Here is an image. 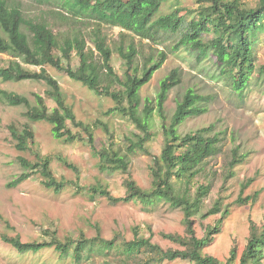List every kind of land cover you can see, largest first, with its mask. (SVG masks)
<instances>
[{"label":"trees","instance_id":"16d2710c","mask_svg":"<svg viewBox=\"0 0 264 264\" xmlns=\"http://www.w3.org/2000/svg\"><path fill=\"white\" fill-rule=\"evenodd\" d=\"M24 1L27 0H0V54L22 58L25 63L38 67L40 71H28L16 60H11L7 65H0V79L6 82H44L49 87L47 96L56 103V107L50 108L46 98L39 94L35 95V103L32 104L25 96L0 89V99L13 107H26V117L32 123H49L57 140L68 143L85 141L92 155L98 159L100 172L108 175L117 172L129 175L131 155L139 152L151 154L148 145L154 137L153 112L156 109L162 120L164 146L161 154L153 157L150 167L151 187L144 189L128 176L124 180L126 192L123 197L113 196L102 184L91 186L87 194L92 199L106 198L115 205L140 203L150 206L158 202L167 203L172 208L182 210L185 230L184 234H162L164 239L178 246L166 250L152 243L151 238L138 233L131 241L122 240L117 243L115 239L105 240L99 235L92 239L82 236L74 241L60 240L55 234H52L49 241L22 242L19 236L11 237L0 232L3 241L21 254H39L55 249L62 260L70 257L76 263L82 261L86 249L90 252L97 248L100 253L112 250L129 258L145 250L151 255L146 264L163 261H181V264H263L264 224L258 226L253 221L241 257H238L236 247L230 250L225 262L205 252L223 232L231 210L229 206L223 210L222 202L217 200L203 214V200L212 186L199 185L194 193L192 186L204 171L206 161L219 151L222 138L214 132V126L184 136L179 133V127L187 119L202 111L198 103L203 96L193 88L188 89L178 103L171 123L167 125L165 103L170 91L181 83L180 67L174 68L161 81L156 108L151 100H146L141 108V89L161 69L169 55L161 51L157 58H150L143 68H139L135 65L140 52L135 39L153 40L163 33L180 34L185 29L172 51L177 52L185 44H191L190 49L196 53L199 61L214 55L234 91L242 93L250 84L255 71L264 77V65L257 67L254 55L258 33L264 29V0H253L255 5L251 4L252 0H194L196 8L184 7L182 0H28L40 9H45L34 15L26 14ZM169 1L176 5L175 9L167 15L159 16ZM67 21L73 25L66 35L61 31L56 32L52 27V23ZM82 25L86 26L87 34ZM107 26L120 29L122 45L118 53L125 62L124 76L118 75L113 68V50L104 31ZM207 36H212V40L206 42ZM130 37L132 41L126 46ZM74 58L78 60L77 66L73 64ZM49 67L80 84L83 91L114 102L110 111L128 119L136 129L133 136L127 138L126 152L116 146L114 134L106 126L109 143L103 146L97 144L95 128L77 119L59 81L49 72ZM10 132L18 152L34 156L33 160L19 156L23 173L11 185H19L33 175H38L44 187L56 194L70 187L80 189L78 183L56 176L52 158L39 151L30 125L26 124L22 129L11 126ZM244 161L245 157L236 151L226 181L235 176L234 168ZM65 162L74 168V165ZM251 183L252 180L243 185L242 196ZM242 196L236 204L255 202L258 193L246 198ZM218 214H221L220 218L214 224L207 225L204 235L199 237L196 218L201 216L207 219Z\"/></svg>","mask_w":264,"mask_h":264},{"label":"rangeland","instance_id":"374dc122","mask_svg":"<svg viewBox=\"0 0 264 264\" xmlns=\"http://www.w3.org/2000/svg\"><path fill=\"white\" fill-rule=\"evenodd\" d=\"M181 4L189 8L197 7L194 0H182ZM251 4L255 5V1L252 0ZM175 6L169 1L163 6L159 16L171 13ZM23 8L27 15L39 14L45 10L28 0L24 1ZM52 25L56 32L61 31L66 35L73 24L67 21ZM81 27L87 34L86 26ZM104 31L109 37V45L113 50V68L118 75L124 76L125 62L118 53V48L122 45L120 29L107 26ZM184 31L185 29L180 34L163 33L153 40L135 39L140 51L135 65L139 68H143L150 58H157L161 51L169 55L161 69L141 89V108L146 100H151L156 108L161 81L177 67L182 70L181 83L170 91L165 103L167 125H170L177 105L188 89L193 88L197 94L203 96L198 103L202 111L187 119L179 127V133L184 136L214 126V132L222 138L219 151L206 161L204 171L195 180L192 190L194 193L199 185L212 186L210 193L203 200V214L207 213L217 200L222 202L223 210L227 206L230 207L231 213L225 221L223 232L205 251L225 262L233 247L237 248L238 257H241L247 245L252 221L258 226L264 224V77H260L255 71L247 88L242 93L235 92L231 81L222 73L214 55L199 61L196 53L190 49L191 44H185L177 52L172 51L181 40ZM205 40L211 41L212 36H207ZM131 41L130 37L125 45L127 46ZM254 55L256 66L264 65V29L258 33ZM97 57L100 58L98 52ZM11 60H16L28 71H40L38 67L25 63L22 58L0 54V65H7ZM73 61L74 66H77L78 60L74 58ZM48 70L59 81L77 119L95 128L97 144L103 146L109 143L104 127L106 126L114 134L116 146L126 152L127 138L132 137L136 129L128 119L110 111L114 107V102L109 98L97 97L83 91L80 84L72 82L65 74L53 68L49 67ZM0 89L25 96L32 104L35 103V95L39 94L46 98L50 108L56 107V103L47 96L49 87L44 82L31 80L6 82L0 79ZM26 112V107H13L0 99V232L11 237L19 236L22 242L49 241L52 234H55L60 240L74 241L82 236L92 239L99 235L105 240L115 239L117 243L122 240L131 241L138 233L140 236L151 238L152 243L158 244L164 250L178 248L177 245L164 239L162 234H184V213L181 209L172 208L162 202L150 206L140 203L115 205L106 198L92 199L87 194L91 186L102 184L113 196L123 197L126 192L124 180L128 176L144 189L151 187L150 167L153 157L159 156L164 146L162 120L156 109L153 112L154 137L148 145L151 154L139 152L131 155L129 175L121 172L109 175L101 173L98 159L92 155L85 141L68 143L57 140L49 123H32L26 117ZM26 124L32 127L37 147L42 155L52 158V167L56 176L59 179L78 183L80 189L70 187L61 194H56L44 187L38 175H33L19 185H11L23 173L19 156L23 155L29 160L34 159L30 153L18 152L10 132L11 126L22 129ZM236 151L245 157V161L234 168L235 176L226 181ZM65 161L74 165V168L66 165ZM251 180L252 183L242 196L243 185ZM256 193L258 197L255 202L247 205L236 204L239 197L246 198ZM220 216L221 214H218L207 219L198 216L196 218L198 236L202 237L205 227L214 224ZM150 256L145 250L129 258L112 250L100 253L96 248L90 252L86 249L82 261L76 263L70 257L62 260L55 249L39 254H21L5 243L0 235V264H146ZM181 263V261H163L152 264Z\"/></svg>","mask_w":264,"mask_h":264}]
</instances>
